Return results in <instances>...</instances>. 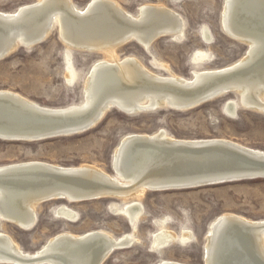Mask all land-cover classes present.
I'll use <instances>...</instances> for the list:
<instances>
[{
    "label": "rangeland",
    "instance_id": "1",
    "mask_svg": "<svg viewBox=\"0 0 264 264\" xmlns=\"http://www.w3.org/2000/svg\"><path fill=\"white\" fill-rule=\"evenodd\" d=\"M36 0H0V11L13 12ZM83 8L89 0H72ZM125 11L137 15L142 4H162L175 11L183 21L180 37L164 36L148 49L130 41L116 49L119 58L133 56L150 71L186 79L194 71L219 68L240 59L246 44L231 38L221 28L223 0H114ZM207 26L211 40L205 41L201 29ZM58 36L55 23L48 36L32 47L18 45L0 60V89L15 91L42 106L64 107L83 100V84L91 65L105 55L102 52L70 50ZM201 51L203 60H195ZM68 53V54H67ZM67 68L73 76L67 78ZM235 100V115L225 107ZM163 128L182 139L225 138L243 146L264 151V112L244 107L236 92L206 101L188 110L160 107L153 111L126 114L119 109L107 110L90 130L38 142L3 141L0 139V166L39 160L69 167L95 165L111 172L113 151L129 133H153ZM138 200L142 211L132 228L127 217L112 210V202L122 209L125 203ZM67 205L76 212L74 219L59 216L56 208ZM36 222L21 229L0 219V232L8 234L26 252L37 251L51 236L60 232L83 234L104 230L115 237L133 232L136 240L126 248L114 250L102 264H156L173 260L184 264H204L203 251L211 221L223 213L248 219H264V179L245 180L193 189L150 191L138 198H102L81 202L52 200L36 206ZM158 222H161L159 225ZM160 227L177 234L192 233L189 241L172 242L153 249L152 235Z\"/></svg>",
    "mask_w": 264,
    "mask_h": 264
},
{
    "label": "bare ground",
    "instance_id": "2",
    "mask_svg": "<svg viewBox=\"0 0 264 264\" xmlns=\"http://www.w3.org/2000/svg\"><path fill=\"white\" fill-rule=\"evenodd\" d=\"M0 16L6 17V21L0 17V41L5 40L8 54L18 45L32 47L41 43L57 23L58 36L66 45V52L73 49L84 52H102L105 55V58L91 65L83 84V100L78 104L64 107L42 106L15 91L0 89V94L14 96L34 107L54 111L72 110L73 113L89 112L88 119L95 122L112 107L126 114L153 111L160 107L188 110L195 106L180 103L178 99L182 96L194 92L206 91L205 94H211L223 90L225 93L222 95L230 91L238 93L239 102L244 107L264 112V0H223L221 28L231 38L246 44L245 53L229 65L194 71L191 79L176 74L159 75L146 68L136 57L119 58L117 55L116 49L130 41H135L148 49L150 42L155 38L181 36L182 18L162 4H142L137 15H132L114 0H89L83 8H78L72 0H36L19 6L13 12L0 11ZM201 35L205 41H210L212 38L207 26L202 27ZM205 56V53L198 51L194 59L201 61ZM221 73L229 74V76L224 82L211 86L207 90L214 76ZM66 75L68 79L73 76L72 68H67ZM161 83L171 85L166 88L163 87L165 85H160ZM150 86L153 88L151 89ZM219 96L221 95L216 97ZM225 109L229 114L235 115L236 101L229 100ZM147 135L165 142L222 140L249 148L225 138H175L165 129L160 128L153 133H129L120 139L113 151L111 161L116 168V174H107L101 168L90 164L64 167L39 160L15 162L1 165L0 168L16 164H41L63 170L87 169L92 172H101L125 188L131 186L128 189L123 188L114 192L116 197L138 198L146 190L154 191L147 188L149 185L147 180L140 181V179L152 173L157 165L149 159L147 150L132 155L129 168L123 167L122 158L126 152L128 138ZM124 143L125 145L121 147ZM249 149L264 152L260 149ZM27 197L24 194L15 196L16 201H20L21 205L27 208L29 217L26 224H29L36 217V205ZM68 198L64 200L80 202L72 201L73 196L69 195ZM111 208L125 215L132 228L136 227V221L142 211L138 200L134 199L125 203L120 210L117 204L112 202ZM56 213L68 219L76 217V212L67 205L58 206ZM234 219L247 223L264 221V219H248L233 213H223L217 216L211 221L206 234L203 251L204 264H222L223 254L231 253L232 241L228 240L225 237L226 234L223 233L224 223L219 222ZM158 223L161 225V222ZM26 224L22 223V225ZM261 231L256 233L258 243L256 242L255 246L264 256V229ZM191 237L192 233L188 230L177 234L160 227L153 233L151 245L153 249H162L172 242L189 241ZM135 240L133 232L124 233L119 237L100 229L83 234L60 232L51 236L37 251L26 252L8 234L0 232V264H24L22 261L14 260L10 255L17 257L41 255L43 264H102L114 250L129 247ZM156 264L184 263L164 259Z\"/></svg>",
    "mask_w": 264,
    "mask_h": 264
},
{
    "label": "water",
    "instance_id": "3",
    "mask_svg": "<svg viewBox=\"0 0 264 264\" xmlns=\"http://www.w3.org/2000/svg\"><path fill=\"white\" fill-rule=\"evenodd\" d=\"M0 17L6 21V17ZM4 42L5 40L0 41V60L8 54ZM228 76L229 74L223 73L215 75L207 90L211 86L224 82ZM160 85L168 88L171 84L161 83ZM150 87L153 88V86ZM204 92L206 91L181 94L184 96L178 101L189 105L194 104L197 107L225 93L223 90L215 93L211 91V94ZM89 116V112L44 110L14 96L0 94V139L38 142L82 133L93 128L102 119L100 116L95 122H91L88 119ZM128 139L126 152L122 158L123 167L129 168L132 155L147 150L149 159L157 166L153 169V174L143 176L140 181L147 180L149 184L147 188L154 191L193 189L264 179V152L244 148L229 141L165 142L148 135L132 136ZM125 143L121 144V147ZM106 173L116 174V168L112 162L111 172ZM130 187L125 188L103 173L87 169L63 170L41 164L10 165L0 168V219L24 230L34 226L36 217L31 223L26 224L29 215L27 208L21 205L20 201H16L15 196L19 194L28 196L27 198L38 206L52 200H64L69 195L73 196L72 201L80 202L115 198L114 192ZM21 221L26 225H22ZM219 223H224L223 233L228 240L232 241L231 253L223 254L222 264H264V256L255 246L258 241L256 233L262 232L264 221L247 223L234 219ZM226 255L229 256L226 257ZM10 256L24 264H43L41 255Z\"/></svg>",
    "mask_w": 264,
    "mask_h": 264
}]
</instances>
